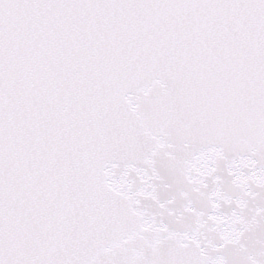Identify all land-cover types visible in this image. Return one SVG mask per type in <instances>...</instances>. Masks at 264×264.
<instances>
[{"label": "snow or ice", "instance_id": "1", "mask_svg": "<svg viewBox=\"0 0 264 264\" xmlns=\"http://www.w3.org/2000/svg\"><path fill=\"white\" fill-rule=\"evenodd\" d=\"M0 264H264V0H0Z\"/></svg>", "mask_w": 264, "mask_h": 264}]
</instances>
